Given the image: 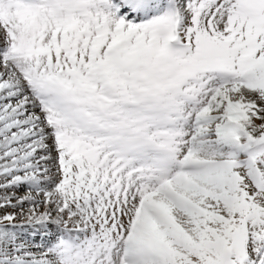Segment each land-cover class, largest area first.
Wrapping results in <instances>:
<instances>
[{"label":"rangeland","instance_id":"rangeland-1","mask_svg":"<svg viewBox=\"0 0 264 264\" xmlns=\"http://www.w3.org/2000/svg\"><path fill=\"white\" fill-rule=\"evenodd\" d=\"M119 2L114 1L113 5L111 0H79L80 4L73 12L75 23L71 28L67 27L70 28L69 30L63 23L58 25L37 23L28 21V17H25L27 20L21 21L20 24L15 22L20 34L13 36V39L20 41L23 35L35 33L43 40V47L49 45L51 49V53L48 52L49 57H43V62L34 74L42 75L45 72L53 76L58 74L55 82L61 85L58 91L66 92L71 98L76 99L84 112H97L98 116L100 113L113 118L117 123L125 120L134 127L135 122L131 120L129 110L120 107L121 99L126 97L134 103L151 106L152 103H159L161 108L175 118L173 135L177 139L173 149L176 152L183 153L187 143L192 140L196 157L203 158L214 154L217 148H214L211 142L210 144L206 142V136L202 140L198 127L209 124L211 127L213 124L219 125V122L223 123L228 119L230 112L241 113L239 123L243 126L238 127L240 137L245 141L255 142L256 148L258 145H264V0H124V4L128 2L130 6L135 7L138 15L141 14L140 17L132 15V18L125 16L128 12L116 10ZM4 6H1V9L4 10L5 15H0L2 41L4 33L8 34H5L7 40L11 39L8 30L13 32L15 29L11 27L14 21L19 20L11 16L8 8ZM174 8L181 12L179 44L174 51H166L162 48L161 38L167 33L169 14ZM19 11L21 12V9ZM118 29H121L120 36L116 35ZM151 36L153 39L150 38ZM88 37L92 40L88 41ZM114 44L116 46L113 48ZM11 48L12 44L9 45L10 50ZM91 49H94V54L91 53ZM44 50L48 51L47 48ZM243 50H248L251 56L248 64L243 66L246 71H241L237 64V55ZM0 54H3L7 60L1 47ZM6 63L0 58V84H6L8 87L18 86L19 81H23L20 70L13 64H9V68H6L4 67L7 66ZM109 84L112 85L110 89ZM28 92L27 90L24 94ZM20 98L21 93L18 96L11 94L1 97L0 92V102L12 104L14 107ZM25 111L26 113L18 118L29 119V115L39 113L35 107H29ZM198 111H201L207 119L202 125L195 126L193 115ZM3 115L1 112L0 126L3 124ZM39 115L42 122H45L42 115ZM209 116H215V119L220 120L211 121L213 117ZM191 121L195 130L190 136ZM20 126L30 130L25 139L18 138L13 144L16 150L10 154V157L21 158L22 169L17 173L28 177L35 172V168L28 163L39 164L38 175L43 177L44 181L40 182V187L23 185L11 188L9 179L11 180L12 173L1 165L6 166L5 164L8 163L9 166V162L5 161L3 152H0V174L1 172L4 174L2 178L0 177V205L5 204L6 198L16 201L24 195L30 194L33 197L28 200L29 204L26 208L21 209L28 214L26 217L18 216L11 208L0 206V253L5 240L19 238L21 247H29L27 260L37 264L42 256L37 254L35 249L30 248L33 241L26 242L21 229L31 225H44L38 234L34 231L37 232L39 229L32 230L33 227H29L26 235L31 239L40 234L44 237L46 228L59 229V233L62 234L54 233L56 238L47 237L46 245L40 244L39 249L45 255L47 253L46 259L48 256L54 264H70L81 246L73 250L66 240L67 236L64 232L68 231L65 229L69 226L68 218L75 217V213L78 215L79 211L76 210L82 209L85 205L88 208H86L88 215L90 213L97 215V226H99L97 237H100L110 228L111 220H116L117 217L112 215L116 212L113 211L112 205L117 206L118 203L110 202L104 197L102 205L107 206L106 213L96 210L103 208L101 201L99 200V203L96 201V195H99L97 189L100 188L99 178H89L82 170L84 167L94 168V175L98 177V174L100 176L102 174V166H96L101 161H94L101 157L97 156L93 159L94 153L90 148L79 144L76 146L78 155L74 157V152L70 148L71 142H65L66 138L63 139L64 144L61 143L63 150L51 151L56 155L55 160H42L39 154H49L41 150V144L36 141L38 135L31 133L32 125L23 123ZM17 128V126L12 130L10 128L9 133L15 134ZM225 129L229 133L236 130ZM47 130L48 134L52 133L51 129ZM233 139L242 145L237 136H233ZM24 140L30 142L28 147L23 146ZM68 140L73 142L74 137ZM221 140L220 143H225V138ZM50 141V138H47L44 144L50 147L52 144ZM248 147L249 145L244 148V153L247 152ZM31 149L34 155L31 154ZM230 149L231 146H226V149L220 148V156L228 159L237 157L236 152L229 154ZM263 150L264 148L259 149L262 154ZM87 151L88 154L82 156ZM258 156L254 166L251 169L248 166L246 170H243L242 166L226 169L209 167L206 170H204L205 166L193 167L181 177L180 181L187 183L184 188H179L178 183L173 182V185L156 192L158 194L156 197L161 198L160 202L152 199L147 209H152L157 215L149 217V220L147 218L142 220V225L134 231L133 245L128 255L123 259L118 255L115 264H222L218 254L223 255L224 258L229 257L227 248L230 245L232 232L237 229L248 231L249 257L244 263H237L234 258L236 263H233L232 259L225 264H255L253 260L264 259V160H260ZM92 159L94 167H91ZM50 163L55 171L51 170V166L46 165ZM112 163L114 165V162ZM80 168L82 183L90 184L85 190L80 188V183L74 184L77 182L75 175ZM254 168L257 169L256 172ZM104 169V173H107L106 177L112 176V169L108 168L107 164ZM114 169L117 171L116 167ZM248 170H252V173L246 174ZM53 172L56 175L50 184L46 180H49ZM68 176L72 186L70 180L65 178ZM251 176L255 178L254 181L251 180ZM120 185L125 187V180ZM102 187L105 189V186ZM59 188L65 190L60 191ZM34 190H42V193H34ZM140 192L141 189L128 205L131 207L129 213H126L128 212L126 209L122 218L126 219L132 214ZM82 198L89 200L90 202H87L90 204H85ZM45 206H48V209L45 210ZM19 207L22 206L17 208ZM29 208L36 213L29 214ZM168 208L174 210L168 211ZM120 209L121 207L117 208ZM191 212L195 213H193L194 218ZM187 215L191 217L192 223L190 219H186ZM3 221L11 222L12 226L2 225ZM61 224L63 229L58 226ZM87 228L86 225L83 230L72 229L69 235L82 234L81 232L90 230ZM112 230L109 237V245L112 246L104 250L103 254L101 252L97 254V264H107V261L111 263L112 257H108L109 252H118L120 249L121 235L118 237L114 227ZM88 233L92 232L88 231ZM253 244L258 245V248L254 245L257 251H254ZM12 257L13 255L9 258Z\"/></svg>","mask_w":264,"mask_h":264},{"label":"bare ground","instance_id":"bare-ground-1","mask_svg":"<svg viewBox=\"0 0 264 264\" xmlns=\"http://www.w3.org/2000/svg\"><path fill=\"white\" fill-rule=\"evenodd\" d=\"M4 7H6L7 8V6L5 5ZM3 7V8H4ZM135 11V10H134ZM11 14V16H13L14 18H19L20 19V15H21V12H19V13H10ZM5 15V14H4ZM12 18V17H11ZM18 24H20V23H18ZM1 25V24H0ZM4 25V24H3ZM4 30V29H3ZM19 31V30H18ZM6 32V31H5ZM5 34L6 33H4V35H3V41L1 40V33H0V47L1 48H3V49H5V47H6V42L9 40H7L6 39V36H5ZM6 35H8V34H6ZM0 58H1V60L4 62V61H6L7 63V66H5L4 65V67H6V68H9V64L11 65L12 63H10V62H8L7 60H5V58H4V56H3V54H0ZM12 67V66H11ZM15 68V67H14ZM13 68V69H14ZM21 71H20V75H21ZM21 77H22V75H21ZM23 80V79H22ZM25 83V81H19V84H18V86H20V87H18V86H15V87H13V86H10V87H8L6 84H0V92H1V97L2 96H5V95H11V94H15V95H19L20 93H21V98H20V100L16 103V105H15V107L12 105V104H6V103H4V102H0V113L2 112L4 115V118L2 119V122H3V124L0 126V152H3V156L6 158V160L5 161H7V162H9V166H7L8 165V163H6L5 165L6 166H4L3 164H1L2 165V167H4V168H6L8 171H10L12 174H10V176H11V180L9 179V184H10V186H11V188H14V187H20V186H23V185H31V186H35V187H40L41 185H40V182L41 181H44V179H43V177H40L39 175H38V168H39V164H37V163H28V165H30L31 167H33V168H35V172L34 173H32L29 177L27 176V175H21V174H18L17 173V171H19V170H21L22 169V166H21V158L20 157H18V156H16V157H10V154L12 153V152H14L15 150H16V146H13V144L17 141V139L19 138L20 140L21 139H25L28 135H26L27 133H28V131L30 130V129H27V128H24V127H21L20 125H22L23 123H28V124H30V125H32V128H31V133H36L37 135H38V138L36 139V141H37V143H39V144H41V150L42 151H44V152H47L49 155H44V154H39V156L42 158V160H48V161H50V160H55V154H53L51 151H53L54 149H60V150H63L64 149V147H62V144H64V141H63V139L65 140L66 138H67V140L65 141V142H67V141H69V142H71V149H72V152H74L73 153V155H75L74 157H76V155H78V150H77V147L76 146H78L79 144H74L73 142H75L74 140H73V142L72 141H70V140H68V134L66 133L65 134V131H63L60 127H53V128H51L52 126L50 125V122H48L46 119H44V121L45 122H42V120H41V117H40V115H29V119H22V118H18L20 115H22V114H24V113H26V109H28L29 107H37V108H40V110H41V107H40V105H39V103L36 101V100H34V99H32V96H28L27 95V93L26 94H24L25 93V91H26V89H27V85H26V83ZM26 86V87H25ZM44 111V110H43ZM42 112V111H41ZM43 113V112H42ZM41 114V113H40ZM2 116V115H1ZM6 118V119H5ZM199 121L200 120H202V119H205V117H198L197 118ZM213 119V118H212ZM211 119V121H213ZM220 120V119H219ZM4 122H6V123H4ZM236 122V121H235ZM49 123V124H48ZM5 125V126H4ZM216 125L217 124H213V127H211V125L209 124V125H207L206 127L207 128H203V129H205V135H208L209 134V136L208 137H211V136H218V135H220V136H223V137H216V138H207V140H206V142H210L211 141V143L212 144H214V148H217L216 150H215V152H214V154H212V155H207V157H205V158H202V159H205L204 161H210V160H225V158H216V157H218V156H220L221 154H220V152H219V149L221 148V149H226V146L228 145V143H230V144H232V143H234L235 144V142H234V140H233V138L231 137V135H230V133L228 132V131H226V129L225 128H229V130L230 129H233L234 127H232V125H231V121L229 122H227L226 124H224L225 126H222L221 125V123H219V127H218V129H216ZM226 125H228L229 127H227ZM14 126H17L18 128L17 129H15L17 132L15 133V134H10L9 133V129L11 128V130L13 129V127ZM36 126V128H33V127H35ZM5 127H6V130H5ZM221 127H223V128H221ZM230 127H232V128H230ZM221 128V129H220ZM47 129H51V131H52V133H49L48 134V132H46V130ZM200 129H202V127L200 128ZM225 130V131H224ZM235 130V129H234ZM48 131V130H47ZM68 130H66V132H67ZM225 133H228L227 135L225 134ZM47 138H50V142L52 143L51 145H50V147L49 146H47V145H45L44 144V140L46 139V141H47ZM71 138V137H70ZM73 138V137H72ZM221 138L223 139V138H225V143H220L222 140H221ZM204 140V139H203ZM220 141V142H219ZM233 141V142H232ZM246 142H248V141H246ZM62 143V144H61ZM72 143H73V145H72ZM30 145V142H28V141H25L24 140V145L23 146H26V147H28ZM55 147H57V148H55ZM82 147H84V146H82ZM80 148V147H79ZM240 149H242V147L241 146H233V151H235V152H240ZM66 150H67V148H66ZM68 151V150H67ZM67 151H66V153H67ZM82 151V150H81ZM60 152V151H59ZM68 153H70V154H72L71 152H68ZM80 153V152H79ZM230 153V152H229ZM31 154H33L34 155V151H33V149H31ZM240 154H242V153H240ZM72 155V156H73ZM61 156V155H60ZM65 156H67V155H65ZM64 156V157H65ZM192 156V163H191V165H193V164H196V159L193 157V155H191ZM209 157V158H208ZM69 158V157H68ZM261 158H262V155H261ZM9 159H11V160H9ZM65 159H66V157H65ZM74 159V158H73ZM101 159V158H100ZM100 159H97V160H95L94 162H96V161H101ZM207 159H209V160H207ZM242 159H247V158H245V157H242ZM77 160V159H76ZM233 160H235V159H233ZM66 161V160H65ZM65 161H64V163H65ZM75 161V160H74ZM70 162V161H69ZM72 162V161H71ZM77 162V161H76ZM58 163V162H57ZM104 163H106V162H104ZM202 163H204V162H202ZM56 164V163H55ZM66 164V163H65ZM69 164V163H68ZM72 164V163H71ZM71 164H70V166H71ZM107 165H108V163H106ZM106 164H102V163H99V165H96V166H102L101 167V169L103 168L104 169V166L106 165ZM205 164V163H204ZM47 166H51L50 168H51V170L52 171H55L54 170V167L52 166V164L50 163V165L49 164H46ZM73 165V164H72ZM76 165V164H75ZM201 165V164H200ZM211 165V164H210ZM58 166V165H57ZM67 166V165H66ZM69 166V167H70ZM212 166H215V165H212ZM251 166L252 165H250V167H249V169H251ZM74 167V166H73ZM72 167V168H73ZM108 168L110 167L111 169H112V178L110 179L112 182H110V185H111V188H113V190H111V191H109V189L107 188V186H110L109 185V183H107V182H103L102 183V185L103 186H105V189H104V191L107 193V195H105V198L107 197L108 199L107 200H109L110 202H117V201H120L121 202V209H120V214H119V216L121 217V215H122V213H123V211H125V209H126V207L128 208V204H130L129 202H131L130 201V199H134V194H130L129 192H125V191H123V196H119V195H117V196H114V194H117V190L119 189L118 188V185H116V183H115V174H117V175H120L121 173H123V172H121L120 173V171H119V167L118 166H116L115 164L113 165V163L111 164H109V166H107ZM114 167H116V169H117V171L114 169ZM226 167H229V166H226ZM63 168H64V165H63ZM76 168V167H75ZM218 168H225V165H219L218 166ZM62 169V168H61ZM71 169V168H70ZM106 169V168H105ZM104 169V170H105ZM188 169V168H187ZM187 169L185 170V171H183L182 172V175H184V174H186L187 173ZM247 169V167H245V168H243V170H246ZM2 170V169H1ZM68 170V169H67ZM107 170V169H106ZM97 171V170H96ZM119 171V172H118ZM252 170H248V172L246 173V174H249V173H252L251 172ZM67 172V171H66ZM69 172H70V170H69ZM72 172H74L73 170H72ZM88 172V173H87ZM87 172H85V176H87L88 177V175L90 174V175H92V176H95L94 175V170H93V172L91 173L90 172V170L89 171H87ZM111 172V171H110ZM255 172V171H254ZM73 174V173H72ZM107 174V173H106ZM3 172H1V174H0V177L2 178L3 177ZM7 175V174H6ZM56 175V174H55ZM54 172L50 175V177H49V180L47 181L46 180V182H50L51 180H53V178H55L54 176ZM70 175V174H69ZM116 175V176H117ZM67 176V175H66ZM76 176V179H77V182H79V175L78 174H76L75 175ZM101 177H103L104 178V176H102V174H101ZM123 178H125L124 180H125V187H128V183H127V178L126 177H123ZM122 178V179H123ZM70 181H69V183H70V185L72 186V183H71V179H69ZM99 180H101V179H99ZM124 180H121V184L123 183L122 181H124ZM181 180V177L178 179V180H173V179H171V180H169V182H168V184H172L173 185V182L174 183H178V185H179V188L180 187H182V188H184L185 187V185L187 184V183H183V182H181L180 181ZM244 179H242V181H243ZM251 180H255V178L253 177V176H251ZM130 181H132V183H135L136 185H137V182H136V180H129V184H131L130 183ZM76 182V183H77ZM259 182V180L257 179V183ZM50 184H52L51 182H50ZM53 186V185H52ZM121 186V185H120ZM64 187V186H63ZM167 186H165V188H166ZM71 188V187H70ZM81 189H83V190H85L87 187H84L83 188V186L82 187H80ZM60 189V188H59ZM63 190H65V189H63L62 188V190L60 189V191H63ZM9 193V192H8ZM34 193H42V190H34ZM11 194H15V192H11ZM156 196H158V194L157 193H155V195H153V196H150V197H148L147 198V202H146V204L148 205V203H150V201L152 202V199H155V201L157 200V201H159L160 202V197H156ZM14 196H11V198H13ZM30 198H33L30 194L29 195H24L20 200H16V201H12V200H10V199H7L6 198V200H5V204L4 205H0V206H4L3 208H11V210L13 211V212H17L16 214L18 215V216H21V217H26V216H28V214L26 213V212H24V211H22L21 209L23 208H26V206L29 204V202H28V200L30 199ZM75 200V199H74ZM87 201H89V200H87ZM78 202V201H77ZM4 203V202H3ZM90 204V203H89ZM125 205V208L123 207ZM18 206H22V207H19V208H17ZM84 206V207H83ZM82 207V209H78V210H76V211H79V214L77 215L76 213L74 214V216L75 217H73V216H71V217H73V218H68V224H69V226L68 227H65V229H67L68 231L66 232H64V234H66V235H69V231L70 230H72V229H81V230H83V228L87 225L88 226V228L90 229V230H88V231H90V232H92V233H89L88 234V237H89V240H90V242H92V243H101L103 240H104V237L106 236V235H108L109 234V232H110V228L108 229V231H106L105 233H102V235H100V237L98 238L97 237V227H99V226H97V215L96 216H94V215H92L91 213H90V215H88L89 213H87V211H86V206L85 205H83ZM58 207H62V205L61 206H59L58 205ZM2 208V207H1ZM31 208H33V206L31 207ZM31 208H29L28 209V212H29V214H35L36 213V211L35 210H32ZM44 209L46 210V209H48V206H45L44 207ZM88 209V208H87ZM194 209V208H193ZM170 210H174V208H168V211H170ZM96 211V210H95ZM198 211H200L199 209H198ZM42 213H44V211L42 212ZM97 213V212H96ZM95 213V214H96ZM182 214H185L184 212H181ZM190 213V212H189ZM188 213V214H189ZM192 213V212H191ZM194 213V212H193ZM192 213V218H194L195 217V213L193 214ZM70 214V213H69ZM115 218V217H114ZM190 219L191 217H189V215H187V217H186V219ZM98 219H100V218H98ZM119 220V218H116V220L115 221H118ZM191 220V219H190ZM105 221V220H104ZM189 221V220H188ZM100 222V221H99ZM103 222V221H102ZM105 223V222H104ZM103 223V224H104ZM190 223H192V220L190 221ZM190 223H188V224H190ZM100 224V223H99ZM108 224V223H107ZM2 225H6V226H12V223L11 222H9V221H3L2 222ZM53 225H55L56 226V224H53ZM44 226V225H43ZM42 225H31V226H28V227H25V228H22L21 229V233H22V235L24 234L25 235V239H26V242H30V241H33L32 242V246L30 247L31 249H35L34 251L37 253V254H40L41 256H42V259L37 263V264H53V263H51L50 261V258L47 256V259H46V255H47V253H46V255L44 254V253H42L41 252V249H39V247H40V244H42V243H44L45 242V240H46V238H44V237H46V236H52V237H55V235H59V234H62V233H59V229L57 230V228H56V230H51V229H49V228H46L45 230L47 231V234H46V236H40V237H38L37 239L36 238H30V236L28 237V235H26V231H28V228L29 227H33V229L32 230H37V229H39L40 230V228L41 227H43ZM48 226V225H47ZM58 226H60V228L62 227V224L61 225H58ZM83 227V228H82ZM90 227H92V228H90ZM102 227V226H101ZM44 228V227H43ZM52 228H54V227H52ZM64 227H62V229H63ZM87 228V229H88ZM94 228V229H93ZM105 228H106V225H105ZM55 229V228H54ZM99 231L101 230V229H98ZM103 230V229H102ZM56 231V232H55ZM85 231V230H84ZM31 232H29V234H30ZM34 233H38V232H35L34 231ZM54 233H55V235H54ZM32 234V233H31ZM63 234V235H64ZM21 235V236H22ZM71 235V234H70ZM69 235V236H70ZM20 236V237H21ZM44 239H43V238ZM43 239V241H42V239ZM22 240V239H21ZM24 240V239H23ZM255 241H257V242H261V241H258V240H255ZM29 244V243H28ZM36 244V245H35ZM38 245V246H37ZM254 245H256V244H253V249H254ZM252 248V247H251ZM255 248H258V245H256V247ZM254 251H257V250H255L254 249ZM13 255V257L10 259L9 257L10 256H12ZM29 256V247L28 246H23V247H21V242H20V239L19 238H16V239H13V238H9V239H7V240H5L4 241V243H3V249H2V251H1V253H0V264H33V261H31V260H27V258L26 257H28ZM218 256H220V260L219 261H221V263L222 264H225L224 262L226 261L224 258H223V255H221V254H218ZM49 258V259H48ZM252 261V260H251ZM253 262H255V264H262V263H264V260H263V262H262V260L261 259H259V258H257L255 261L253 260Z\"/></svg>","mask_w":264,"mask_h":264},{"label":"water","instance_id":"water-1","mask_svg":"<svg viewBox=\"0 0 264 264\" xmlns=\"http://www.w3.org/2000/svg\"><path fill=\"white\" fill-rule=\"evenodd\" d=\"M243 236H239L238 238H235L236 246L234 247V252L238 255H242L244 253L243 251V244H242Z\"/></svg>","mask_w":264,"mask_h":264}]
</instances>
